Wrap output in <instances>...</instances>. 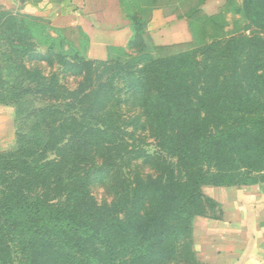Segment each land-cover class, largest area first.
I'll use <instances>...</instances> for the list:
<instances>
[{
	"label": "trees",
	"instance_id": "obj_1",
	"mask_svg": "<svg viewBox=\"0 0 264 264\" xmlns=\"http://www.w3.org/2000/svg\"><path fill=\"white\" fill-rule=\"evenodd\" d=\"M182 1L142 0L140 12L139 9H130L131 1L126 3L134 34L145 39L146 48L130 54L131 43L122 47L110 46L107 61L100 66L93 64L88 57V41L82 33L79 44L75 45L63 35L64 29L52 26L42 17L25 13L37 22L49 23V26H42L47 35L45 41L50 42L48 51L58 63H65L70 58L82 65L84 80L76 91L69 93L67 102L61 100L57 78L49 74L36 77L29 71L26 79L30 84L23 82L13 88L17 93L32 98L37 93L48 100L31 108L22 118L24 125L28 123V132L20 134L16 147L0 150L1 246L9 249L8 244L14 239L8 238V232L25 227L33 234L42 233L83 247L98 240L105 245L103 264L173 261L178 253L196 254L193 246H187L184 239H191L194 219L205 210V198L214 202L205 194L204 187L258 183L225 180L229 176L224 173L229 170L222 165L231 158L220 153V146L233 140L236 133L235 128L225 125L227 129H220L217 121H208L207 115L216 112V105L209 102L207 88L214 86L228 90L224 84L232 82L233 89H238L253 81L264 82V16H251L248 7L244 9L255 22L247 25L252 34L246 35L239 30L233 38L226 40L235 43L233 48L225 50L232 52L233 67L217 60L222 55L221 50L211 57L215 62L203 64L197 56L200 52L204 54L200 49L204 43L195 33L191 48L177 54L173 51L174 45H156L148 32L151 11L159 5H168L170 11L187 21L196 14L210 20L217 18L216 14L208 15L202 9L206 0H198L190 9L184 8ZM217 37L218 34L212 36ZM42 60L54 62L53 59ZM221 65L223 68L219 70ZM107 68L126 72L130 79L134 77L135 84L129 83L127 89L139 99L142 114L154 118L156 132L167 138L170 159L165 157L158 162L157 175L125 177L127 182L118 197L106 207H99L85 195V191L77 189L78 173L86 165L82 152L79 149L68 151V145L60 146L57 136L68 129L72 140L79 137L87 140L96 132H103L93 137L96 144L105 132L111 133L115 139L120 116L114 119L113 112L100 106L102 95L113 90L103 83L105 78L112 76ZM26 70L23 69V77ZM195 72L202 80L198 81L201 95L197 98L194 94H200L198 86L193 90L194 85L188 81V76ZM3 84L8 88L6 92L12 94L9 81L4 80ZM0 104L8 105L3 101ZM20 113L18 111L17 115ZM57 114L65 118L68 127L62 122H53L52 117ZM213 124L215 129L212 132L209 127ZM190 129L193 131L188 132ZM88 145L87 142L85 151L89 149ZM51 152L53 156H50ZM149 156L143 155L145 158ZM48 260L43 263L35 259L30 264H70L50 252ZM75 264L86 263L75 259Z\"/></svg>",
	"mask_w": 264,
	"mask_h": 264
},
{
	"label": "rangeland",
	"instance_id": "obj_2",
	"mask_svg": "<svg viewBox=\"0 0 264 264\" xmlns=\"http://www.w3.org/2000/svg\"><path fill=\"white\" fill-rule=\"evenodd\" d=\"M182 2H184V8L190 9L193 5H197L198 0H183ZM246 7H248L251 16L258 14L264 16V0H228L216 14L217 18L214 20L205 19L202 14H196L188 19L191 33L189 41L168 45H174L173 51L177 54L189 50L195 33L199 41L204 43L200 47L204 54L200 52L197 56L199 61H202L203 64L213 61L211 57L216 56V53L221 50L222 55L217 60H223L225 66L231 68V66L233 67L231 61L233 57L230 55L232 52L225 50L228 47L233 48L235 43L226 40L233 38L239 30H243L242 32L246 35L252 34L247 25L255 22L253 19L250 20L248 14H245ZM43 24L49 26V23L37 22L25 16L23 12L0 7V101L7 102L14 109L13 136L16 143L20 134L24 135L28 132V123L25 122L24 125L22 118L27 116V112L31 108L39 107L41 102L48 100L37 93H34L35 98H32L14 91L13 88L23 82L30 84L26 79L29 71L36 77L45 74L56 77L63 102L69 100V93L76 91L84 80L82 65L70 58L65 63H58L52 53L48 51L50 42L45 41L47 35L42 29ZM251 28L254 27L251 25ZM62 29H64L63 35L66 38L71 39L75 45L79 44L80 30L68 27H62ZM214 34H218L219 37L212 38ZM84 38L86 39V37ZM130 43L131 48L128 50L130 54L143 51L147 45L145 39L140 35H135ZM246 48L248 47L246 46ZM245 53L247 52L245 51ZM43 58L53 59L54 62L48 63L42 60ZM106 61L107 58L103 61H93V64L100 66ZM25 68L27 69L24 72L26 75L23 77ZM222 68V65L218 67L219 70ZM109 69L107 68V70ZM110 71L112 76L105 78L103 83L108 84L113 90L109 89L108 94L102 95L100 106L113 112L114 119L120 116V119L117 120L118 131H115V139L111 133L105 132V135H100L102 139L96 144L93 137L103 133L96 132L92 138L89 137L87 140L81 137L72 140L73 137L68 129L61 136H57L60 146L68 145V151L69 149H79L82 152L81 157L86 165L78 173L80 180L77 189L85 191V195L89 196V199L99 207H106L118 197L127 182L125 177L134 178L137 174L157 175L159 172L158 162L165 160V157L170 159L167 151L169 149L167 138L161 137L156 132L154 118H146L142 114L139 99L127 89L129 83L135 84L134 77L130 79L126 72H119L116 68H112ZM4 80L9 81L8 87L13 89L12 94L6 92L8 88L3 84ZM199 80L201 79L197 77L196 72L192 76H188L189 83L194 85L193 90L198 86L200 92L198 95L194 94L195 98L201 95ZM224 85L228 90L225 88L220 90L214 86L207 88L209 102L216 105V112L209 113L207 118L210 122L217 121L220 124V129H227L225 125L232 129L235 128L234 139L219 145L220 153L231 158L222 165V168L229 170L224 173L229 176L225 180L264 183V82L253 81L238 89H233L232 82ZM104 92H107V89ZM16 111L21 112L19 116ZM64 119L59 114L52 117L54 123L62 122L68 127L69 123H66ZM214 126L213 124L209 127V130L213 132ZM191 131L193 130L190 129L188 132ZM87 142L89 149L85 151ZM234 143L235 145H233ZM53 154L51 152L50 156ZM144 154L150 156L145 158ZM205 200V210L194 219L191 239H184L187 246H193L195 253V220L218 217L221 211L215 201L211 203L206 198ZM8 238L11 240L13 238L14 241L8 244L9 249L7 246L0 245V264H30V261L35 259L37 262L47 263L49 261L48 252L56 257H62L70 264H75V259L84 261L86 264L104 263L102 262V251L105 245L98 240L83 247L71 242L58 241L53 237L49 238L42 233L33 234L25 227L9 231ZM183 254L178 253V257L173 261L159 260L153 264L199 263L196 254ZM53 264L60 263L54 262Z\"/></svg>",
	"mask_w": 264,
	"mask_h": 264
},
{
	"label": "crops",
	"instance_id": "obj_3",
	"mask_svg": "<svg viewBox=\"0 0 264 264\" xmlns=\"http://www.w3.org/2000/svg\"><path fill=\"white\" fill-rule=\"evenodd\" d=\"M129 1L131 10H142V0H0V7L42 17L54 27L80 30L88 41V57L103 61L108 47L127 46L135 35L126 12ZM226 3L206 0L202 9L215 15ZM147 29L158 45L186 42L191 37L187 19L168 5L152 9ZM14 114L10 105L0 104V150L16 147ZM204 192L221 211L218 217L195 220L198 264H264V183L206 186Z\"/></svg>",
	"mask_w": 264,
	"mask_h": 264
}]
</instances>
